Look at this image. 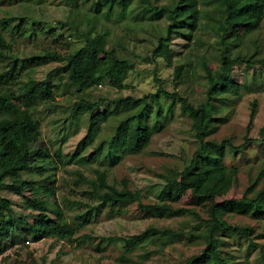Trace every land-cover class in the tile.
<instances>
[{"label":"trees","instance_id":"obj_1","mask_svg":"<svg viewBox=\"0 0 264 264\" xmlns=\"http://www.w3.org/2000/svg\"><path fill=\"white\" fill-rule=\"evenodd\" d=\"M65 1L64 6L68 7V11H75L73 17L80 15L81 9L85 12L80 16L91 24V28L101 25L98 31H94L86 39L84 45L69 54L42 49L38 54L19 58L13 52V41L25 34H36L34 20L26 16H7L0 20V255L20 241L53 238L73 244L77 229L84 226L90 214L103 204L114 206L120 203H136L137 211L142 216L147 213H178L183 208L175 205L189 191L194 196L209 197L212 200L206 219H201L194 211L187 209L193 217L199 218L190 230L148 226L127 237L102 236L95 243L94 249L101 252L105 247H101V243L119 244L123 247V252L116 258L117 262L137 264L139 261L132 259L130 254L145 244L155 245V251L159 252L173 242L186 239L189 242L200 241L203 247L200 252L188 256L182 264H231L226 259L228 257L224 248L236 240L246 243L247 249L254 247L257 250L255 264H264V230L257 232V226L227 221L230 214H245L253 219L264 220V190L259 191L254 199L244 196L220 201L216 199L226 185L227 169L224 159L227 147L235 153L244 150L250 143L261 145L264 142V126L260 128L257 138L247 136L238 146L207 138L214 129L216 115L225 112L222 109L227 100L239 94L240 82L235 80V68L256 65L255 68L252 67L256 69L254 71H259V75L264 74V54L252 63L242 57H232L230 52L232 46H238L244 37L259 27L264 16V0H220L224 5L225 26L217 39L220 47L218 62L215 68L209 66L208 62L203 63L206 79L204 98L196 105L179 93L169 92L161 87L148 96L127 95L110 101L80 99L73 103V119L66 125L71 131L70 134L76 131L75 126L83 114L87 113L92 117L97 115V119L90 120L87 128L91 137L98 130V126L110 116L122 114V119L106 141L109 151L105 156L111 155V161L140 153L148 145L153 133L169 123L175 102L179 103L180 110L191 120L190 129L197 146L189 161L176 171L177 176L160 174L163 184L156 192L153 203H143L140 191H132L126 180L123 187L109 184L105 169H95L94 178H86L76 172L78 178L88 185L83 192L85 209L76 212L75 218L65 217L57 221L49 212L50 208L56 207L53 173L56 163L53 154L60 160L61 149L58 146L50 152L44 145L36 114L40 104L54 100L55 89L58 90L59 86L44 79L27 88L22 79L29 78L36 68L55 62L63 64V74L77 91H86L103 84L121 90L128 74L135 67L127 56L114 47H108L109 31L105 27V22L130 21L129 11L135 0H106L103 4L100 3L104 10H99V3L95 8L91 6L90 0ZM137 1L148 8L154 18L164 17L166 20L163 29L158 30L156 42L144 60L162 58L166 65L173 68L174 82L182 81L184 63L173 62L174 54L170 45L174 37L188 39L198 30L201 19L199 0H167L162 4L158 3L160 0ZM87 6L95 9L90 10V16L89 11L85 10ZM77 17L72 18V24L76 28ZM14 20L17 21L15 24ZM59 72L57 70L54 74ZM162 100H166L167 104ZM254 114L255 103H252L249 126ZM223 117L225 119L224 115ZM70 134L61 132L59 136L64 140ZM98 149V152L102 150ZM22 175L28 178L19 179ZM3 192L16 195L21 203L15 205L13 199L4 196ZM259 236L263 240L257 242L255 239ZM86 240L94 242L95 238L89 234H82L79 238L80 242ZM141 255L147 257L148 253Z\"/></svg>","mask_w":264,"mask_h":264},{"label":"rangeland","instance_id":"obj_2","mask_svg":"<svg viewBox=\"0 0 264 264\" xmlns=\"http://www.w3.org/2000/svg\"><path fill=\"white\" fill-rule=\"evenodd\" d=\"M104 1L106 0H90V4L94 7L98 3L103 4ZM166 1L160 0L158 3L162 4ZM65 2V0L42 2L0 0V20L7 16L16 18L26 16L34 20L33 28L36 34L29 36L25 34L13 41L12 48L17 57L35 55L42 49L69 54L84 45L86 39L100 29V24L91 28V24L80 16L85 12L84 10L79 9L80 15L73 17L75 11H68V7L64 6ZM101 4L99 10L103 9ZM93 9L85 7V10L89 11L88 16L92 14L90 10ZM199 9L201 19L194 35L188 39L174 37L171 41L173 62L182 61L185 67L182 81L177 83L173 80V68L166 65L162 58L144 60L156 42L158 30L163 29L166 20L164 17L154 18L152 12L137 0L132 2L129 11L130 21L105 22V27L109 31L108 47L120 51L131 59L135 66L128 74L124 88L117 90L103 84L86 91H77L63 74V64L55 62L36 68L29 78L22 79L27 88L44 79L53 81L59 86L58 90L55 89L54 100L40 104L36 114L44 145L50 152L58 146L61 149L60 160L53 154L56 163V168L53 169L56 207L50 208L51 217L56 218L57 221L65 217L75 218L76 212L85 209L86 200L83 192L88 185L78 178L76 172L86 178H94L95 169H105L109 184L123 187L126 180L127 186L132 191H140L143 203H153L156 200V192L163 184L160 174L177 176L176 171L189 161L197 143L190 129L191 120L180 110L178 102L173 105V114L169 123L153 133L148 145L140 153L127 155L117 161H111V155L105 156L109 151L106 141L122 119V114L110 116L106 122L98 126L92 137L88 135L87 128L90 120L97 119V115L92 117L86 113L80 116V121L75 126L77 129L71 134L66 125L73 119L71 109L73 103L80 99L110 101L127 95L142 97L161 87L169 92L179 93L194 105L202 101L206 84L203 63L208 62L212 68L217 65L220 48L217 39L224 30L225 12L220 0H199ZM76 16H78L77 28L72 24ZM49 29L51 31L47 32L46 30ZM15 32L18 33L17 30ZM241 33L242 26L239 34ZM6 35L9 37L7 30ZM230 52L232 57H242L252 63L263 56L264 16L259 27L244 37L238 46H232ZM252 67L255 68L256 65ZM252 67L242 65L235 68V80L240 82L239 94L227 100L222 109L225 112L216 115L213 122L214 129L207 138L238 146L247 136L258 137L260 128L264 126V74L259 75V71H254L256 69ZM57 70L61 73L55 75ZM162 102L167 104L166 100ZM252 103H255V114L249 126ZM61 132L70 135L62 140L59 136ZM263 143L261 145L250 143L244 150L235 153L227 147L224 159L227 169L226 185L216 198L218 201L242 196L254 199L259 191L264 190ZM98 148L102 150L98 152ZM27 178L26 175H22L19 179ZM2 194L13 199L17 206L21 203L20 198L10 192ZM211 201L209 197H197L186 191L175 205L183 208L178 213H147L143 216L137 211L136 203H120L114 206L103 204L90 214L84 226L77 229L73 244L56 241L53 238L20 241L0 255V264H122L116 260L123 252L121 245L101 243V247L105 246L101 252L94 249L100 237L113 235L127 237L141 232L148 226L188 231L197 224L199 218L193 217L187 209L194 211L201 219H206ZM227 221L257 226V232L264 230V220L253 219L245 214H230L227 216ZM82 234L91 235L95 241L80 242L79 238ZM261 236L255 240L257 242L263 240ZM202 247L203 243L200 241L189 242L182 239L156 252V246L149 243L136 249L130 256L139 261L137 264H182L188 256L200 252ZM224 250L227 252L226 259L231 264L256 263L254 256L257 250L254 247L247 249L246 243L242 241L233 240ZM145 253H148V256L142 257L141 254Z\"/></svg>","mask_w":264,"mask_h":264}]
</instances>
